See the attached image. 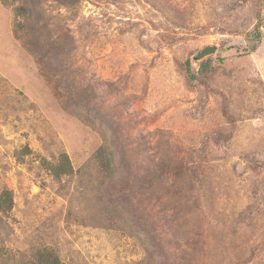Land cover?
<instances>
[{
	"label": "rangeland",
	"instance_id": "obj_1",
	"mask_svg": "<svg viewBox=\"0 0 264 264\" xmlns=\"http://www.w3.org/2000/svg\"><path fill=\"white\" fill-rule=\"evenodd\" d=\"M3 189L0 264H264V0H0Z\"/></svg>",
	"mask_w": 264,
	"mask_h": 264
},
{
	"label": "trees",
	"instance_id": "obj_2",
	"mask_svg": "<svg viewBox=\"0 0 264 264\" xmlns=\"http://www.w3.org/2000/svg\"><path fill=\"white\" fill-rule=\"evenodd\" d=\"M75 1L76 0H59V4L70 5V4H73ZM27 12L30 13V10H29L27 5L21 4V5H17L15 8L16 15L26 17ZM15 26L18 29H22L24 27V24L19 21L18 23H16ZM41 29H42V27H41ZM257 33H258V37H260V31H257ZM36 38L39 39V36L37 34V30H36ZM187 65H188V61H187ZM204 65H205V63L202 62L201 66L204 67ZM187 78L188 79H192V78L195 79L196 78V73H194V72L190 73L188 70V67H187ZM93 154H94L93 156H94V159H95L98 167L103 172V177L106 176V177L110 178L113 175V169H112V166L110 165L111 162L113 161L111 150L108 149L106 146H102V147H99L98 149H96ZM163 162H164V160H162V162L159 163V170L161 172H159L157 174L158 177L161 174L170 173L169 170H172L169 167L172 165H167ZM174 162L177 163V165L180 167L183 166V164H181L179 162H176V161H174ZM40 164L43 168H46L54 177H57V178H59L62 175H69L70 173H73L72 166L69 162L68 156L65 153L60 154L55 163H52V162H50L44 158H42V159L40 158ZM172 168L174 169L175 167H172ZM144 176H147V175H144ZM147 182H149L148 179H147ZM150 184L151 183H149V185ZM136 194H140V195H138V200H141L143 197L142 192L139 191L137 193H134L133 196H136ZM136 198H133V201H135ZM12 204H13V201H12L11 192L7 189L1 190L0 191V210L3 212L10 210L12 207ZM132 206H134V205H132ZM41 262L43 264H59L57 261V257L54 254H52L50 256V261H48L47 258L42 257Z\"/></svg>",
	"mask_w": 264,
	"mask_h": 264
},
{
	"label": "water",
	"instance_id": "obj_3",
	"mask_svg": "<svg viewBox=\"0 0 264 264\" xmlns=\"http://www.w3.org/2000/svg\"><path fill=\"white\" fill-rule=\"evenodd\" d=\"M215 51V46H205L193 54L194 59H202Z\"/></svg>",
	"mask_w": 264,
	"mask_h": 264
}]
</instances>
